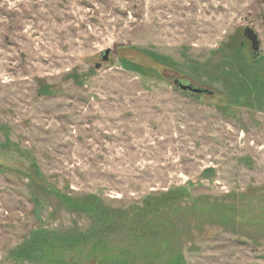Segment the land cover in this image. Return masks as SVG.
I'll return each instance as SVG.
<instances>
[{"label":"rangeland","instance_id":"rangeland-1","mask_svg":"<svg viewBox=\"0 0 264 264\" xmlns=\"http://www.w3.org/2000/svg\"><path fill=\"white\" fill-rule=\"evenodd\" d=\"M0 264H264V1L0 0Z\"/></svg>","mask_w":264,"mask_h":264},{"label":"water","instance_id":"water-1","mask_svg":"<svg viewBox=\"0 0 264 264\" xmlns=\"http://www.w3.org/2000/svg\"><path fill=\"white\" fill-rule=\"evenodd\" d=\"M264 1V0H263ZM243 37L249 41L251 51L254 55L257 54L258 50L260 49V41L257 32L251 27V26H245L243 28ZM109 49H106L100 53V57L102 61H106L108 59ZM99 63H96V67H99ZM174 83L182 90L190 91L191 93L196 94H208L212 95L214 93V90L206 88V87H200V86H194L191 83H183L180 80H175Z\"/></svg>","mask_w":264,"mask_h":264},{"label":"flooded vegetation","instance_id":"flooded-vegetation-1","mask_svg":"<svg viewBox=\"0 0 264 264\" xmlns=\"http://www.w3.org/2000/svg\"><path fill=\"white\" fill-rule=\"evenodd\" d=\"M247 42L249 43V41L247 40ZM242 45H244V42L243 41H241L240 42V46H242ZM249 46H250V43H249ZM251 53V57H253V58H255L256 57V55H254L253 53H252V51H250Z\"/></svg>","mask_w":264,"mask_h":264},{"label":"trees","instance_id":"trees-1","mask_svg":"<svg viewBox=\"0 0 264 264\" xmlns=\"http://www.w3.org/2000/svg\"><path fill=\"white\" fill-rule=\"evenodd\" d=\"M240 42H241V41L237 42V43H238L237 45H239V46H240ZM203 94H205V93H203Z\"/></svg>","mask_w":264,"mask_h":264}]
</instances>
